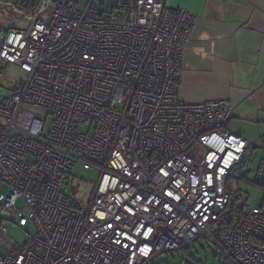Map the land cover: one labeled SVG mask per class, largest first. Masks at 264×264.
<instances>
[{
	"label": "built area",
	"instance_id": "1",
	"mask_svg": "<svg viewBox=\"0 0 264 264\" xmlns=\"http://www.w3.org/2000/svg\"><path fill=\"white\" fill-rule=\"evenodd\" d=\"M47 3L0 37L1 62L27 74L0 99V264H148L200 239L223 264H264V198L234 221L228 205L248 148L230 101L178 95L196 17L165 0ZM76 165L100 173L86 207L60 187ZM8 220L36 232L19 244Z\"/></svg>",
	"mask_w": 264,
	"mask_h": 264
},
{
	"label": "crops",
	"instance_id": "2",
	"mask_svg": "<svg viewBox=\"0 0 264 264\" xmlns=\"http://www.w3.org/2000/svg\"><path fill=\"white\" fill-rule=\"evenodd\" d=\"M165 2L196 17L183 48L179 97L229 100L226 128L248 148L264 150V0Z\"/></svg>",
	"mask_w": 264,
	"mask_h": 264
},
{
	"label": "rangeland",
	"instance_id": "3",
	"mask_svg": "<svg viewBox=\"0 0 264 264\" xmlns=\"http://www.w3.org/2000/svg\"><path fill=\"white\" fill-rule=\"evenodd\" d=\"M52 7L53 3L40 10L41 4H39L34 8L23 9L24 15H21L0 4V30H2V26L5 23L12 20H15L13 25L15 29H25L33 19L47 20ZM6 31L7 29L3 33ZM26 75V72L20 67L2 61L0 66V99L8 94L7 89L23 81ZM51 123V120L48 119L45 125L46 133L51 128ZM262 158H264L263 149L250 147L245 150L243 161L232 168L229 173L227 178L228 188L234 196V205L231 208L233 221L237 217V209L243 204L257 206L260 205L264 198L263 187L254 183L255 172ZM31 160L32 158L28 157V161ZM99 176L98 168L84 169L76 165L72 171L62 178L60 187L63 190H68L76 205L86 207L89 204ZM16 205L18 207L22 206V201L17 200ZM7 214V210L0 209V215L6 216ZM6 226L9 236L19 244H22L29 235H34L36 232L32 222H28L26 226L21 227L8 220L6 221ZM20 249L17 247V251ZM188 251L190 252V257L183 250L163 252L155 255L148 264H194L197 261H200L201 264H223V257L205 239L192 243Z\"/></svg>",
	"mask_w": 264,
	"mask_h": 264
},
{
	"label": "flooded vegetation",
	"instance_id": "4",
	"mask_svg": "<svg viewBox=\"0 0 264 264\" xmlns=\"http://www.w3.org/2000/svg\"><path fill=\"white\" fill-rule=\"evenodd\" d=\"M41 0H0L1 5L7 6L9 9L22 12L23 9L34 8L40 4ZM26 3V7L23 5ZM5 29L0 30V35L3 34Z\"/></svg>",
	"mask_w": 264,
	"mask_h": 264
},
{
	"label": "water",
	"instance_id": "5",
	"mask_svg": "<svg viewBox=\"0 0 264 264\" xmlns=\"http://www.w3.org/2000/svg\"><path fill=\"white\" fill-rule=\"evenodd\" d=\"M48 4H49V3H47V5H48ZM23 7H26V3L23 5ZM42 9H43V7L40 8V10H42ZM14 12H16V11H14ZM18 13L21 14V15H24L23 12H18ZM28 18H31V17H28ZM14 23H15V20L9 21V22L5 23V24L2 26V29H7V30H8V29H12ZM0 37H1V35H0ZM0 66H1V58H0ZM224 218H225L226 221H229V219H230V210H229V209L225 211V213H224Z\"/></svg>",
	"mask_w": 264,
	"mask_h": 264
},
{
	"label": "trees",
	"instance_id": "6",
	"mask_svg": "<svg viewBox=\"0 0 264 264\" xmlns=\"http://www.w3.org/2000/svg\"><path fill=\"white\" fill-rule=\"evenodd\" d=\"M229 204H230V208H232V206L234 205V196H233L232 192H231V196H230V200H229L228 205ZM74 206H76V204ZM188 249H189V247L182 249V250L185 251L188 254V256L190 257L191 255H190V252L188 251ZM194 264H201V263H200V261H197Z\"/></svg>",
	"mask_w": 264,
	"mask_h": 264
}]
</instances>
